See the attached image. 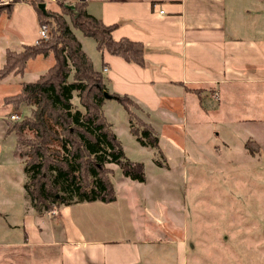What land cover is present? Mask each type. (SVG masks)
<instances>
[{
	"label": "crops",
	"instance_id": "crops-1",
	"mask_svg": "<svg viewBox=\"0 0 264 264\" xmlns=\"http://www.w3.org/2000/svg\"><path fill=\"white\" fill-rule=\"evenodd\" d=\"M87 10L106 26L117 25L112 33L115 41L128 39L143 45L145 66L107 52L102 55L96 47L90 57L97 70L102 71L106 63L111 94L128 96L144 109L160 141L163 133L159 127L175 131L178 123L159 117L174 114V106L187 110L197 98L203 106L216 102L210 104L208 112L214 119L224 116L215 124L221 123L234 133L242 148L248 138L255 141L264 157V0H88ZM39 31L38 14L32 5L16 3L4 11L0 15V68L7 51L19 52L36 44ZM17 78L10 76L0 84L3 100L18 94L27 82ZM189 90L205 92L197 91L195 98ZM211 93H218V98L214 100ZM12 109L5 103L0 109V170L25 165L19 145L11 151L14 137L17 141L21 137L8 131L7 117L13 114ZM204 118L200 121H210ZM232 145H223L228 154L234 149ZM4 174L6 180L0 179V186L24 184V195L21 189L13 195L5 193L23 210L16 212L20 220L8 211L0 212L4 220L0 221V264H188L186 243L168 240L170 230L140 211L134 214V207L139 208L142 200L137 195L131 201L118 197L110 204L62 205L53 209L57 213L38 211L25 190L24 168V180L21 175L15 180ZM148 207L155 211L157 203ZM155 219L164 216L157 214ZM115 222L121 226L119 235L111 226ZM192 251L193 255L196 248Z\"/></svg>",
	"mask_w": 264,
	"mask_h": 264
},
{
	"label": "trees",
	"instance_id": "trees-1",
	"mask_svg": "<svg viewBox=\"0 0 264 264\" xmlns=\"http://www.w3.org/2000/svg\"><path fill=\"white\" fill-rule=\"evenodd\" d=\"M70 1L13 0L0 8L1 15L16 3L30 4L37 11L40 27L48 25L51 32L48 40L25 46L20 53L7 51L0 68L1 84L10 76H24L32 59L41 56L52 57L54 61L37 80L24 82L18 95L4 100L17 110H30L18 124L8 123V131L21 136L18 145L25 162V190L38 211H53L62 205L116 202L118 194L112 181L115 173L112 166H117L127 180L147 182L144 163L126 156L105 115L107 98L114 99L125 110L131 124L130 133L136 141L162 156L159 133L132 113L133 102L128 96L109 94L105 90L106 63L102 71L97 70L73 30L92 39L102 55L107 52L140 66H145L143 45L128 39L115 41L112 33L117 25L106 26L90 15L87 1L81 5ZM46 2L56 3L60 12L47 11ZM75 95L80 107L73 103ZM28 132L33 137H27ZM56 142L59 150L53 148ZM245 148L252 155L260 152L255 141L247 142ZM155 164L161 166L157 159Z\"/></svg>",
	"mask_w": 264,
	"mask_h": 264
},
{
	"label": "rangeland",
	"instance_id": "rangeland-1",
	"mask_svg": "<svg viewBox=\"0 0 264 264\" xmlns=\"http://www.w3.org/2000/svg\"><path fill=\"white\" fill-rule=\"evenodd\" d=\"M85 1L88 3V0ZM70 2L81 5L80 3L83 4L84 0ZM4 6L6 5L0 4V8ZM45 7L47 11L60 12V7L54 2H46ZM65 19L70 22L68 16H65ZM73 32L81 41L85 52L93 57L96 53L95 42L85 38L77 30ZM22 51L23 48L19 52H13ZM53 62L52 57L49 60L41 56L32 59L21 79L27 82L37 80L53 65ZM98 69H101L100 65ZM16 77H18L17 80L20 79V76ZM105 83V90L111 94L109 82L105 81ZM11 91L14 92L13 89ZM197 91L205 92L199 90L188 92L196 98ZM3 95L4 93L0 94V109L4 103L9 105L4 101L5 99L3 100ZM132 102V113L140 121L154 128V123L147 116L146 111L134 101ZM73 103L80 107L77 95L74 96ZM206 103L208 105L203 106L196 98L195 105L192 102L189 103L187 110L180 105L174 106V114H164L165 118L159 117L178 123L175 131L167 130L163 126L159 127L163 133L160 141L162 156H159L157 151L143 147L136 141L130 133L131 124L125 110L114 99L107 98L104 112L106 110L105 115L109 117L106 116L107 119H111L114 131L115 127L117 129L114 133L122 143L126 156L132 161L144 163L147 175L145 184L135 183L125 179L117 166H112L115 170L112 177L113 184L119 200L125 196L131 201V198L136 195L142 199L139 202V208L134 207V214H139L140 211L152 222L164 227L167 231L170 230L168 240L186 243L187 255L189 254L188 264H264V157L261 156V151L252 155L245 148V144L253 140L248 138L242 148L243 144L241 145L234 133L227 131L221 123L215 124L214 121L220 120L224 115L216 116L214 119L208 111H210V104L217 103L214 101ZM11 106L13 114L21 116L22 120L30 113L29 109L17 110L12 104ZM204 116L210 121L201 122ZM7 122L11 126L19 123L12 121L10 116L7 117ZM213 131L217 134L214 135ZM14 136H16L15 133ZM26 136L33 137V133L28 132ZM168 139H172L173 142H167ZM231 141H235L234 145ZM224 144L234 146L232 155L228 154L229 150L224 149L226 147L223 146ZM17 147L18 141L14 137L11 142V151H15ZM53 148L59 150V143L56 142ZM164 148H168L167 152ZM168 152L171 155H167ZM155 159L162 163V167L155 164L153 161ZM192 160L204 163L195 164ZM24 166L16 164L13 169L10 166L3 167L0 170V179L6 180L4 174L6 172L12 179L19 180L21 175L24 180ZM2 185L0 186V212L8 211L13 214V219L20 220L21 217L16 212L20 214L23 208L16 206L18 203L12 197H7L5 193L13 195L21 189V196H23L24 184L21 187ZM22 201L24 202L23 199ZM155 202L157 207L155 211H152L148 205H155ZM157 214L164 216V219H155ZM0 221L4 220L0 218ZM111 226L119 235L120 224L115 222L111 223ZM174 246H172L173 250L176 247ZM193 246L196 247V252L192 255ZM176 252L178 253L175 250ZM172 262L176 263L173 255Z\"/></svg>",
	"mask_w": 264,
	"mask_h": 264
},
{
	"label": "built area",
	"instance_id": "built-area-1",
	"mask_svg": "<svg viewBox=\"0 0 264 264\" xmlns=\"http://www.w3.org/2000/svg\"><path fill=\"white\" fill-rule=\"evenodd\" d=\"M12 2H13V0H12V1H10V0H0V4H5L6 6H7V5H10ZM161 13H163V12H161ZM49 38H50V28H49V26H48V25H42V26L40 27V31H39V40H45V41H46V40H48ZM108 71H109L108 68H105V69H104V73L107 74ZM218 96H219L218 93H214V94L212 95V98L217 99ZM10 119H11L12 121H14V122H20V121H22L21 116L16 115V114L11 115V116H10ZM53 212H54V213H57V211H53Z\"/></svg>",
	"mask_w": 264,
	"mask_h": 264
},
{
	"label": "water",
	"instance_id": "water-1",
	"mask_svg": "<svg viewBox=\"0 0 264 264\" xmlns=\"http://www.w3.org/2000/svg\"><path fill=\"white\" fill-rule=\"evenodd\" d=\"M42 8H44V6L42 5Z\"/></svg>",
	"mask_w": 264,
	"mask_h": 264
}]
</instances>
